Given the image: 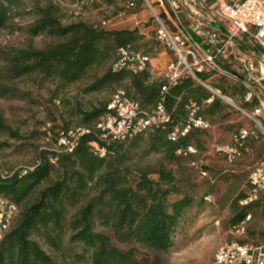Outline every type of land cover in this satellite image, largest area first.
<instances>
[{"label": "trees", "instance_id": "trees-1", "mask_svg": "<svg viewBox=\"0 0 264 264\" xmlns=\"http://www.w3.org/2000/svg\"><path fill=\"white\" fill-rule=\"evenodd\" d=\"M23 5L21 0H0V28ZM26 14L33 16L30 36L42 38L43 44H28L3 59L0 97L10 93L4 81L25 77L40 84L53 82L60 91L90 80L85 93L108 91L114 96L123 91L147 112L162 103L170 120L125 140L115 139L99 126L110 113L112 96L80 108L79 132L55 134L56 148L39 149L33 167L12 172L0 167V228L7 225L0 240V264H148L149 252L174 248L186 218L206 200L197 177L211 174L207 161L213 136L195 126L182 135L191 113L223 131L228 109L217 97L207 103L212 93L190 77L165 92L166 80L150 62L135 70L136 54L154 55L141 51L137 30L64 23L61 8L52 2L33 5ZM240 127L227 122L223 132L228 137L222 132L216 142L238 150L232 165L249 157L257 142L242 137ZM0 130L21 139L2 118ZM219 154L227 161V154ZM153 157L158 158L154 164ZM245 198L238 190L231 202L233 229L248 215L264 218V197L240 205ZM251 220L246 232L253 239L258 232L250 228Z\"/></svg>", "mask_w": 264, "mask_h": 264}, {"label": "rangeland", "instance_id": "rangeland-1", "mask_svg": "<svg viewBox=\"0 0 264 264\" xmlns=\"http://www.w3.org/2000/svg\"><path fill=\"white\" fill-rule=\"evenodd\" d=\"M21 1L24 5L14 12L15 15L5 27L0 28V68L9 53L31 43L35 46L43 44L42 38L30 36L28 27L32 24L33 16L26 13L33 5L52 2L61 8L64 23L84 21L106 29L137 30L142 36L141 51L150 50L154 54L151 56V67L164 78L163 74L172 55L156 43L152 9L145 2L141 1L137 9L129 10L127 0H85L83 3L74 0ZM88 82L90 80L78 82L63 91L58 90L53 82L40 84L30 77L3 82L2 85L7 86L10 93L0 97V118L12 132L21 136V139L13 138L9 132L0 130V167L3 171L33 167L39 149L56 148L55 134L66 130L69 136H74L79 132L80 108L89 109L93 104L111 100L114 93L108 91L85 93ZM208 84L221 90L223 96L231 98V101L220 98L230 109L225 122L232 125L240 123L238 118L241 113L232 104L243 106L241 98L245 94L244 87L218 77L209 79ZM59 91V98L55 99ZM245 123L251 124L248 119ZM223 137L227 138V133ZM217 147L215 145L208 156L211 174L206 179L197 177L201 196L210 195L212 200H205L203 205L188 215L182 231L175 236L174 248L166 253L149 252L148 264H213L218 248L233 237L230 205L238 190L247 195L251 165L264 154V144L263 153L256 161L241 159L234 165L223 160ZM150 160L154 164L158 158ZM247 164H250V168L243 167L249 166ZM223 172L228 173L224 176ZM240 205H245L244 200L240 201ZM251 219L250 228H255L258 236H262L264 218L252 216ZM248 240H252V237ZM141 252L146 254L145 250Z\"/></svg>", "mask_w": 264, "mask_h": 264}, {"label": "built area", "instance_id": "built-area-1", "mask_svg": "<svg viewBox=\"0 0 264 264\" xmlns=\"http://www.w3.org/2000/svg\"><path fill=\"white\" fill-rule=\"evenodd\" d=\"M127 1L129 10L137 9L141 1L149 5L156 38L165 52L172 55L163 74L167 84L163 90L166 92L183 78L190 77L212 93L206 101L211 103L216 97L230 101L231 98L212 88L209 79L218 77L239 83L245 89L241 98L243 106L232 105L242 118L251 122L240 127L242 137L264 140V0ZM122 52L126 55L124 50ZM135 56V70H142L152 62L143 54ZM120 66L115 65V69ZM109 109L110 113L102 118L99 126L119 140L170 120L162 103L154 111L147 112L123 91L113 96ZM192 109H196L195 104ZM192 126L208 129L210 124L191 113L190 123L182 135ZM178 131L176 128L175 132ZM218 150L227 154L230 164L240 156L230 145L223 144ZM247 188L245 204L264 197V155L251 168ZM205 199L211 201L212 197L208 195ZM1 215L0 222L4 218V214ZM250 220L251 215H248L233 229V237L218 248L213 264H264V237L248 240L246 229ZM6 228L7 225L0 228V240Z\"/></svg>", "mask_w": 264, "mask_h": 264}, {"label": "crops", "instance_id": "crops-1", "mask_svg": "<svg viewBox=\"0 0 264 264\" xmlns=\"http://www.w3.org/2000/svg\"><path fill=\"white\" fill-rule=\"evenodd\" d=\"M227 109H229V108H227ZM238 119H239V121H241L240 123H238L239 126H247V124L245 123V121H246L245 118H242V116H241ZM243 120H245V121H243ZM226 123L227 122L223 123V131L224 132H225V125H226ZM208 130L210 131V134L213 136V140H212L213 143H212V145H211V147L209 149V154H210V152L214 150V146L217 144L216 142L220 138L221 133L223 131H222V128L218 124H210V127L208 128ZM224 132H223V134H224ZM263 144H264V140L255 142V144H254V147L255 148H254L253 153L249 157L244 158V160L247 161V160L253 159L254 161H256V159L260 158L261 154L263 153V150H262L263 149L262 148ZM263 155L261 156V158L263 157ZM223 160H225V159L223 158ZM247 165H249V166H243V167H245V168H248L249 167L250 168V164H247ZM252 165H254V164H252ZM252 165H251V167H253Z\"/></svg>", "mask_w": 264, "mask_h": 264}]
</instances>
